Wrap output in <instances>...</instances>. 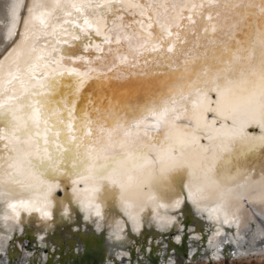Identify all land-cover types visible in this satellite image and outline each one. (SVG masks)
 <instances>
[{
    "label": "snow or ice",
    "instance_id": "obj_1",
    "mask_svg": "<svg viewBox=\"0 0 264 264\" xmlns=\"http://www.w3.org/2000/svg\"><path fill=\"white\" fill-rule=\"evenodd\" d=\"M21 8L0 60L6 232L78 208L123 240L146 213L167 231L177 218L160 209L190 203L220 236L247 201L264 241V0H14V22Z\"/></svg>",
    "mask_w": 264,
    "mask_h": 264
},
{
    "label": "water",
    "instance_id": "obj_2",
    "mask_svg": "<svg viewBox=\"0 0 264 264\" xmlns=\"http://www.w3.org/2000/svg\"><path fill=\"white\" fill-rule=\"evenodd\" d=\"M63 15V13H61ZM41 30L43 28H40ZM43 46V45H42ZM104 88L106 90L117 89L118 85L116 81L104 82ZM70 188L68 187V191ZM57 198L60 199L63 195V191H58L56 193ZM188 205V206H187ZM247 205V202H246ZM190 207V203L182 206L181 209L177 210L174 215H176L177 223L170 229L165 232L160 231L155 227L154 224L143 222L140 232L137 233L130 228L129 224L124 225V234L130 235L129 244H119L115 247H109L111 241L109 239V230L108 228H97V225L91 223L90 221L84 220V215L81 216L78 213H75L74 218L71 221L68 220H59L51 224V228L48 231H43L42 227L39 224H27L26 222L21 225V230H11L10 237L7 239V251L5 254L9 253L8 264H110L109 261L113 259V256L110 255V252H120L123 251V248H130L129 253L123 255V258H128L127 261L123 264H134L138 260L140 264H166L165 262L169 259L167 255L174 256L175 250L178 254L181 255L183 259L188 256V250L191 248L189 243L191 242L192 235L199 234L201 238H198V243L193 242L194 248L196 250L204 249L206 242L204 237L206 235L205 231H209L210 228H213L211 224L210 227L206 225L209 220L206 218L201 219L199 215L195 214L193 208ZM253 211V210H252ZM83 214V213H82ZM255 220H258L259 217L255 211H253ZM205 215V214H204ZM126 220V217H122ZM198 221H197V220ZM204 221L205 223H201ZM253 222V221H251ZM254 222L252 223V225ZM32 228V233L26 234V227ZM225 228H230L224 225ZM209 228V229H207ZM38 234V235H36ZM43 237L41 240L40 235ZM230 232L222 233V235H228ZM28 235V238L26 236ZM179 236V243L174 245L178 247L175 249L174 246H166V241L173 237ZM38 240L45 241V244H38ZM21 244L18 248L19 252H23V255H18L14 252L13 247L18 244ZM147 245H150L149 255L144 253L147 250ZM165 250V256L163 260L158 261L159 250ZM10 251L8 252V250ZM136 249L140 251L143 259L140 260L136 254ZM233 251V250H232ZM231 251V252H232ZM28 252L30 259H26L24 253ZM176 252V253H177ZM230 252V253H231ZM41 254L47 257L46 260H43ZM1 256L0 259H4V256ZM188 261V259H186ZM185 260V261H186ZM222 260H230L229 256H224ZM119 261V260H116ZM190 261V260H189ZM195 262V258L193 260ZM190 261V262H191ZM113 264V263H112Z\"/></svg>",
    "mask_w": 264,
    "mask_h": 264
},
{
    "label": "bare ground",
    "instance_id": "obj_3",
    "mask_svg": "<svg viewBox=\"0 0 264 264\" xmlns=\"http://www.w3.org/2000/svg\"><path fill=\"white\" fill-rule=\"evenodd\" d=\"M14 2V0H0V60H3L4 56H6L8 54L9 51H11V48L15 42V40L19 39V36L13 37L12 40L9 39V35L10 32L12 30H15L17 33H22L25 31L24 27H23V21L26 18H29V14L27 12L26 8H21L20 9V13H19V19L17 21H13L12 18L8 15L7 13V8L10 4H12ZM15 2L17 4H19L20 0H15ZM42 0H36V3H41ZM24 4H31L32 0H23ZM46 10L43 8H39L37 11H35L32 15L33 17H35L34 19V23L36 25V28L33 29V31H35L36 35H40L41 30L40 28H43V25L41 23V13L45 12ZM55 27V24L53 25ZM255 165H256V172L254 174H258L259 173V168H260V162L254 161ZM250 171L252 170L251 168L249 169ZM70 188V185L68 186ZM68 196L70 197L71 195V189L68 191ZM65 198V192H63V195L60 199L58 200H62ZM247 201H244L245 205H246ZM65 203H67V201H65ZM188 206V205H187ZM188 208H193V206L190 204V207ZM246 211L245 210H241L238 215L241 216V227L239 229V231H237L236 229V225L233 222L232 226L230 228H234V229H228L225 228L224 225L228 226V224H225L223 222V217L221 218V222H220V229H221V235L222 233L225 232H230V234L223 235V236H215V231L217 228V225L214 221H208V223H206V225H208V227H210V225H213V228H210L209 231H205L206 235L204 237V240L206 242V245L204 247V249L201 250H196V248H194V244L193 242L198 243V238H201V236L199 234L196 235H192L191 237V242L189 243V245H191V248H189L188 250V256L185 259H183L181 257V255L178 254L177 250H175L174 256H169L167 255V257H169V259L165 262L166 264H185V262H190L191 260H193V258H195V263H199V262H214V261H219L222 260V258L226 255L229 256L230 260H238L240 258H249V257H254V256H259L260 254H264V241H262L260 239V231H261V227L262 225L259 223L261 217L258 215V209L257 206L255 205H246ZM6 205L0 206V217L3 216V212L6 211ZM235 209H231V211H234ZM256 212V214L258 215L259 219L255 220V216L253 214V211ZM79 212V209L77 208L76 213ZM150 212V210H149ZM161 214H164L165 212H167V214L169 216L174 215L175 212H173L172 209H160ZM79 214L81 216H83L84 214H82L81 212H79ZM147 216L146 220H143L141 223V227L143 225V222L145 221L146 223H149L151 221V216L150 214L146 213L145 214ZM205 218L207 216V214L205 213ZM123 214L119 213L117 215L114 216L113 220H121L122 219ZM231 218V217H230ZM23 219H24V223L26 222L29 225H33L35 223L39 224L40 227H42V230L45 231L44 226H43V222H41L39 220L38 215L34 214V217H29L27 216V214H23ZM207 219V218H206ZM59 220H64L62 218L59 217L58 214H55L53 217V221H49L50 224L55 223V221H59ZM197 220V219H196ZM199 220V219H198ZM197 220V221H198ZM208 220V219H207ZM253 221L254 224H250L249 222ZM201 223H205L204 221H201ZM130 228L132 229L131 224L129 223ZM11 222H5L2 218H0V258L1 256H3L5 254V251H7L8 247H7V239L10 236V231H5L6 228L11 229ZM124 227V226H123ZM140 227V228H141ZM18 231L22 229L21 226L15 228ZM50 229V228H49ZM49 229H47L46 231H48ZM158 229V228H157ZM209 229V228H207ZM26 234H30L32 233V228L26 227L25 230ZM111 232V229L109 230ZM110 232H109V239L112 240L111 244L109 247H115L118 246L119 244H129V238L130 235H128L127 233L124 234L123 232V236L124 239L123 240H115L114 238L110 237ZM38 235V234H36ZM40 237L42 236L41 234H39ZM237 236H239V239H237ZM179 237V236H178ZM26 238H28V235L26 236ZM210 241L212 243H210ZM46 242L38 240V244H45ZM175 243L180 244L179 240L177 239V237H173L171 239H169L168 241H166V246L170 245V246H174L176 247L175 249H178V247H180V245L176 246L174 245ZM21 244L19 243L18 245H16L15 247H13L14 252H16L18 255L21 256V254L23 255V252H19L18 248L21 249L20 246ZM147 250L144 251V253L146 252V254L149 255V248L150 245H147ZM130 248H123V251L120 252H110V255L113 256L112 260L109 261H113V262H109L110 264H121L122 262L127 261L126 263H128V258L124 259L123 255L127 256V253H129ZM165 248L159 250V256L158 261L163 260L164 256H165ZM233 250V251H232ZM10 251V249L8 250V252ZM232 251V252H231ZM177 252V253H176ZM231 252V253H230ZM136 254L138 255V257L140 258V260L143 259L142 255L140 254V251L138 249H136ZM28 252L24 253V256L26 259H30V257L28 256ZM41 257L43 260H46L47 257L43 254H41ZM9 253L5 254L4 259H0V264H8L7 261H9L8 259ZM188 259V261L186 260ZM119 260V261H116ZM186 260V261H185ZM190 260V261H189ZM139 261L136 260L134 264H140L138 263ZM147 263L149 264V261L147 260Z\"/></svg>",
    "mask_w": 264,
    "mask_h": 264
},
{
    "label": "rangeland",
    "instance_id": "obj_4",
    "mask_svg": "<svg viewBox=\"0 0 264 264\" xmlns=\"http://www.w3.org/2000/svg\"><path fill=\"white\" fill-rule=\"evenodd\" d=\"M9 259V256H8ZM185 264H264V254L259 256L249 257V258H240L238 260H219L214 262H199L195 263L194 261L185 262Z\"/></svg>",
    "mask_w": 264,
    "mask_h": 264
}]
</instances>
